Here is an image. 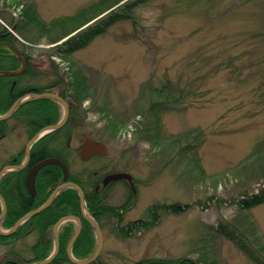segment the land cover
<instances>
[{"label": "rangeland", "instance_id": "1", "mask_svg": "<svg viewBox=\"0 0 264 264\" xmlns=\"http://www.w3.org/2000/svg\"><path fill=\"white\" fill-rule=\"evenodd\" d=\"M95 1L0 0V24L12 29L20 23L26 4L50 23ZM141 8L159 10L154 25L142 23ZM133 14L136 20L121 17L72 53L55 46L66 38L50 43L36 31L18 41L33 54L40 84L67 82L71 61L86 77L89 95L73 130V151H59L85 189L93 192L108 170L123 169L137 180L133 197L121 181L98 192V263L183 264L189 258L264 264V201L244 202L264 198V0H147ZM168 81L173 93L186 87L187 95L163 108L161 137L147 140L136 129L145 121L137 112L141 91L147 83ZM86 133L104 142L108 153L83 161L79 145ZM178 139L185 149L175 156ZM176 203L182 211L168 207ZM39 238L0 240V264L7 254L37 259L45 248L31 247ZM86 246L77 250L83 256H74H89L94 246Z\"/></svg>", "mask_w": 264, "mask_h": 264}, {"label": "flooded vegetation", "instance_id": "2", "mask_svg": "<svg viewBox=\"0 0 264 264\" xmlns=\"http://www.w3.org/2000/svg\"><path fill=\"white\" fill-rule=\"evenodd\" d=\"M16 25L17 24H13V27L11 29L7 25L4 26L0 24V60L2 61V64H0V115L6 113L20 97L24 96L27 93L52 91L62 96L67 102L68 117L65 123L60 128L44 133L33 142L30 147L28 158L26 157V146L28 142L43 127L58 122L64 114V107L51 98H36L19 105L9 117L0 119V142L2 143L0 144V149L2 152L0 154V171L3 168L9 166V169L0 177V193L3 196L6 204V212L3 217V226L6 228H11L20 217L43 204L58 184L66 180L74 181L72 179L73 175L77 177V183L82 186L85 192V196L87 197L86 193L89 194V191L86 190L87 188L84 187V181L79 177L78 173L73 174L70 170L69 161L63 156L59 155L60 152L70 153L73 151L71 145L73 130L74 127H76L80 122L78 119L81 116H85V106H83L84 104L80 105L78 102H75L69 96V94H71V89L69 88L68 81L65 82L58 79L57 81H53L51 83L40 84L39 81L34 80L36 79V75L40 76V74L35 69V65L32 60L33 54H29L26 51V47L24 49L19 47L18 45V41H24V38L16 34ZM10 99H13L10 105L6 109H2L3 105H6ZM41 99L51 100L55 102L58 106V116L54 113H51L53 109L49 110L48 108L43 107V102L41 101ZM42 120L45 121V124H42ZM65 138H68V140L66 141L64 146L62 145V140ZM17 142H19L20 145H17ZM60 148H62V150H60L59 152ZM97 155L102 154L92 155L86 161L92 159ZM51 157H58L66 163L68 167L67 177L65 178V169L61 163L48 161L33 170L30 181V171L37 164ZM55 166L60 170L59 179H57ZM115 172L127 171L123 169H114L105 172L104 175H102V177L100 178V181H96L94 185L95 188L92 195L93 197L97 198L99 190H106L107 187L119 181L126 184L127 190L130 193L129 197L135 196L131 180H129L128 178L123 177L116 180L111 179L107 181L106 184H104V178L107 175L113 174ZM84 173L85 172H81L80 175ZM42 178L44 179V181L41 180ZM132 179L136 187L137 180L133 175ZM69 189L73 188H64L55 197V199L64 191ZM29 198L30 201L28 200ZM55 199L53 200V202L55 201ZM99 202L100 200L97 199L96 203ZM52 203L50 205H52ZM91 212L96 217L95 213L93 211ZM39 213L29 217L13 232H19L22 235L35 233L38 234V238L40 234H42V238H44V241L39 238V241H37V243H34V245L38 244L39 246L34 247L33 245V247H31L34 249L45 248L44 246H47L48 244L50 245L49 247L53 246L55 242L53 226L55 222H57V220H59V218L63 216L71 214L80 216L82 221V229L87 223L86 219L83 218L81 213L80 200L79 210L69 211L64 213L63 215H60L54 222H51L50 225L48 224L44 229L43 227L47 221L40 220V218L37 216ZM16 216H18L17 219L11 225L4 224L5 219H7L8 217L12 218ZM71 221L72 219L65 221L59 228L60 246L62 242L61 234L70 233L71 237L73 231L76 228L75 221ZM70 223H73V225L75 226L74 229H72L71 225H69ZM99 223L101 224L100 220ZM129 227H133V223H130ZM45 236H48V238L46 239Z\"/></svg>", "mask_w": 264, "mask_h": 264}, {"label": "trees", "instance_id": "3", "mask_svg": "<svg viewBox=\"0 0 264 264\" xmlns=\"http://www.w3.org/2000/svg\"><path fill=\"white\" fill-rule=\"evenodd\" d=\"M147 0H96L95 2H92L91 4L82 7L79 11H77L75 14L66 16V17H59L53 20L50 23H45L41 21V19L38 17L36 12L34 11L31 4H26L25 8L23 9V17L20 21V23H17L16 28L18 29L21 36L25 39L27 38V34L29 32L36 31L40 36H47L48 42L50 43H57L60 40L64 41L55 44L56 47H58L59 52L63 54L65 53H72L75 50L82 48L86 46L90 41L97 35L104 33L106 31V28L109 27L111 24L115 23L117 20H119L121 17L126 16L127 18H134L135 17L134 9L139 6L140 4L146 2ZM113 7H116L113 9ZM118 9V10H117ZM117 10V11H116ZM34 32V33H36ZM0 64H2V61L0 60ZM252 65V63L250 64ZM70 68L73 69L71 71L72 77L70 76L69 82V88L71 89V94L69 96L75 101L78 102L80 105H82L86 98H88L89 95V87H86V77L79 72V70L74 71V64L71 61L69 64ZM62 79H60L61 81ZM177 86V85H176ZM173 82L168 81L162 86H155L150 85L149 83L145 84L142 91H141V97H143L144 100H142V103L137 108V112L139 115H142L144 117L145 121H140L138 123V132L142 133V137L151 140L152 137H161V126H162V117L161 112L164 110L163 108L170 105V103H177L180 99L184 98L185 95H187L188 88L185 87V89H182L180 87V94L173 93ZM13 99H10L6 105H3L2 109H6ZM42 106L48 108L49 110L53 109L51 112L58 116V106L55 102L51 100L41 99ZM85 114V111H84ZM42 124H45V121L42 120ZM122 126V124H119V126ZM117 126V127H119ZM144 133V134H143ZM68 138L63 139V144L65 146L66 141ZM183 143L178 139L174 142L173 148L175 151V156L181 154V150L185 149L182 145ZM172 146V143H171ZM182 146V147H181ZM186 148H190L188 145H186ZM64 148V147H63ZM62 150V148L59 149V151ZM195 166L199 169L200 172H202L201 165L194 161ZM56 173H57V179L60 177V170L58 167H56ZM76 176L73 175V180L77 182ZM41 180L44 181L42 178ZM93 192L86 193L88 200V205L90 206V210L93 211L97 217V219H100V213L101 211L99 208L102 206L100 205L101 198L99 197V194L96 197H93ZM66 195V196H65ZM255 198L258 201H264V198L260 196H254L252 200L244 201L247 205L252 204V202H255ZM97 199L100 200L99 203H96ZM30 201V198L28 199ZM254 200V201H253ZM30 205V204H29ZM27 205V206H29ZM171 206V207H170ZM168 207L171 208L173 212H180L183 210L184 207H182L179 203L168 205ZM76 211L79 210V197L77 192L74 189H69L64 191L61 195H59L55 201L50 205L48 208L40 212L37 216L40 218V220H46V224L44 225L43 229L46 228V226L51 224V222H54L60 215H63L66 212L69 211ZM21 215V213H20ZM18 216L16 217H8L5 219L4 224L5 225H11ZM138 223V222H137ZM22 234L19 232H15L12 235L9 236H3L0 235V240L3 242H10L14 241L17 238H19ZM62 236V242L59 254L55 258L54 261H52L49 264H63L64 261L68 260V256L66 253V244L70 237V233L67 234H61ZM94 240L95 236L93 233V230L91 226L86 223L82 229L81 234L77 238L75 245H74V252L77 255L78 254V248L80 247H87L90 243V245L94 246ZM89 242V243H88ZM39 245H36V247ZM48 244L47 246H44L45 249L41 251L40 256L37 258H44L48 255L49 250L51 247ZM89 247V246H88ZM92 248H88L87 253L92 250ZM247 253L251 255V257L254 259L255 256L249 249H245ZM77 251V252H76ZM83 256V255H80ZM30 260V258H29ZM32 260V259H31ZM183 264H197V262L192 261L189 258L182 259ZM18 259L15 257H11L9 259L4 260L1 264H17ZM73 264V263H72ZM91 264H99L98 260L91 263ZM210 264H217L216 260H212V263Z\"/></svg>", "mask_w": 264, "mask_h": 264}, {"label": "water", "instance_id": "4", "mask_svg": "<svg viewBox=\"0 0 264 264\" xmlns=\"http://www.w3.org/2000/svg\"><path fill=\"white\" fill-rule=\"evenodd\" d=\"M36 98H51L55 101H57L59 104H61L64 107V114L62 116V118L53 124H49L45 127H43L27 144L26 146V157L28 158L29 156V151H30V147L33 144V142L39 138L40 136H42L44 133L49 132V131H53L56 130L58 128H60L65 121L67 120L68 117V104L65 101V99L60 96L59 94L52 92V91H44V92H30L25 94L24 96L20 97L11 107L10 109L4 113L0 115V119H5L7 117H9L14 110L21 104L32 100V99H36ZM80 149V156L82 157V159L87 160L90 156L94 155V154H106L108 152V147L106 144H104L103 142L96 140L92 137L91 134H86L85 137L83 138V141L79 147ZM48 161H55L58 163H61L65 169V178L67 177V172H68V167L66 165V163L61 160L58 157H51L48 158L42 162H40L39 164H37L31 171L29 174V180L31 181V174L33 172L34 169L38 168L39 166H41L43 163L48 162ZM9 169V166L3 168L0 171V177ZM128 178L129 180L132 179V176L128 173L125 172H116L110 175H107L104 178V184H106L107 181L111 180V179H117V178ZM66 187H71L74 188L79 196V200H80V208H81V213L83 218L86 219V221L91 225L94 233H95V247H94V251L87 257L84 258H77L74 256L73 254V246L74 243L76 241V239L78 238L80 232H81V228H82V221H81V217L71 214V215H66L63 216L61 218H59V220L54 224L53 226V232H54V239H55V244H54V248L51 251V253L43 259H38L35 261H22L20 263L17 264H48L50 263L58 254L59 252V227L61 226V224L66 221V220H75L76 221V229L73 233V235L71 236L68 245H67V255L69 257V259L76 264H89L93 261H95L102 249V245H103V231L102 228L100 226L99 221L95 218V216L90 212L87 203H86V198H85V192L83 190V188L76 182L74 181H70V180H66L63 181L62 183L58 184L56 186V188L52 191V193L50 194V196L48 197V199L41 204L40 206H38L35 209H32L31 211L27 212L26 214H24L22 217H20L15 224L9 228V229H2L1 227V221L4 217V214L6 212V204H5V200L3 198V196L0 193V201H1V211H0V234L2 235H8L11 234L12 232H14L16 230V228L22 224L25 220H27L29 217L41 212L42 210H44L45 208H47L55 199V197Z\"/></svg>", "mask_w": 264, "mask_h": 264}, {"label": "clouds", "instance_id": "5", "mask_svg": "<svg viewBox=\"0 0 264 264\" xmlns=\"http://www.w3.org/2000/svg\"><path fill=\"white\" fill-rule=\"evenodd\" d=\"M138 15L141 17L142 23L150 27L157 22L159 10L153 8H141L138 10Z\"/></svg>", "mask_w": 264, "mask_h": 264}]
</instances>
